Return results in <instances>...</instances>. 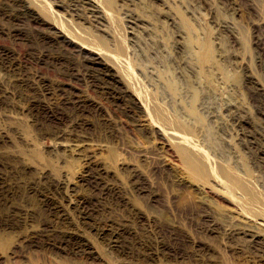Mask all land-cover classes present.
I'll return each mask as SVG.
<instances>
[{
	"label": "rangeland",
	"instance_id": "obj_1",
	"mask_svg": "<svg viewBox=\"0 0 264 264\" xmlns=\"http://www.w3.org/2000/svg\"><path fill=\"white\" fill-rule=\"evenodd\" d=\"M87 1L0 0V264H264V0Z\"/></svg>",
	"mask_w": 264,
	"mask_h": 264
},
{
	"label": "bare ground",
	"instance_id": "obj_2",
	"mask_svg": "<svg viewBox=\"0 0 264 264\" xmlns=\"http://www.w3.org/2000/svg\"><path fill=\"white\" fill-rule=\"evenodd\" d=\"M33 1V0H32ZM70 1V0H69ZM77 1V0H76ZM81 1V0H80ZM75 2V1H74ZM26 3V2H25ZM77 3H79V1L77 2ZM82 3V2H81ZM85 4L87 3V4H89V5H91L92 7H96V9H98L97 8V3H95L94 2V0H88L87 2H84ZM83 4V3H82ZM21 5V4H20ZM79 6H80V4H78ZM71 6H72V4H71ZM75 6H76V3H75ZM74 6V7H75ZM82 6H84V5H82ZM81 6V7H82ZM86 6V5H85ZM15 7V6H14ZM65 7V6H64ZM77 8H78V6H77ZM84 8V7H83ZM89 8V7H88ZM93 8V9H94ZM100 8V7H99ZM30 9V5L29 4H24V5H21V8H20V10H19V12L20 13H22L23 15L28 11ZM72 9V8H71ZM85 9V8H84ZM87 9V8H86ZM90 10H92L91 8H89ZM31 10V9H30ZM67 10V9H66ZM79 10L81 11V9L79 8ZM88 10V9H87ZM89 10V11H90ZM95 10V9H94ZM99 10V9H98ZM34 11V10H33ZM75 11H76V9H75ZM96 11V10H95ZM29 12V11H28ZM94 12V11H93ZM96 12H98V11H96ZM77 13V12H76ZM80 13V12H79ZM78 13V14H79ZM74 14V13H73ZM76 15V14H75ZM81 15V14H80ZM94 15V14H93ZM99 15H100V13H99ZM101 15H102V12H101ZM22 16V15H21ZM34 16V15H33ZM81 16H83V15H81ZM96 16H98V15H96ZM103 16V15H102ZM102 16H100V17H102ZM131 16V15H130ZM89 17V16H88ZM94 17H95V15H94ZM100 17H98V18H100ZM80 19H81V17H79ZM84 18V17H83ZM104 18V17H103ZM34 19V18H33ZM89 19V18H88ZM28 20V19H27ZM99 20V19H98ZM97 20V21H98ZM104 20V19H103ZM128 20H129V18H128ZM30 21V20H29ZM93 21V20H92ZM127 21V20H126ZM135 21V20H134ZM95 22H96V19H95ZM100 22V21H99ZM134 23V22H133ZM67 26H69V25H67ZM72 26V25H71ZM75 26V25H74ZM73 26V27H74ZM92 26V25H91ZM103 26V25H102ZM132 26V25H131ZM56 27V26H55ZM70 27V26H69ZM97 27V26H96ZM56 29H57V32L58 33H60V35H58V36H61L62 35V37H65V38H69V36H67V34H66V32L65 31H63V29H61V28H59V27H56ZM70 29V28H69ZM64 30H66V28L64 27ZM71 30H73V29H71ZM99 30V29H98ZM69 31V30H68ZM75 31V30H74ZM73 31V32H74ZM103 31V30H102ZM76 32V31H75ZM74 32V33H75ZM69 33H71V32H68V34ZM77 33V32H76ZM75 33V35H76V37L78 36L77 34ZM78 33H80V32H78ZM73 34V33H72ZM71 34V35H72ZM83 33H81V35H82ZM80 35V34H79ZM83 36H85V35H83ZM79 37V36H78ZM77 37V38H78ZM82 37V36H81ZM74 38V37H73ZM71 39V38H70ZM81 39V38H80ZM53 41V40H52ZM46 42V41H45ZM89 42H91V41H89ZM200 42V41H199ZM47 43V42H46ZM61 44V43H60ZM59 45V44H58ZM63 45V44H62ZM82 45V44H81ZM80 45V46H81ZM51 46V45H50ZM84 46V45H83ZM83 46H81V48H85V46L83 47ZM210 45H208V44H205L204 45V49H203V51L201 52L202 54H201V57H200V59H203V60H208L209 58H211V50H210V47H209ZM79 47V46H78ZM200 47V46H199ZM61 50V49H60ZM199 51H200V49H199ZM84 53V52H83ZM93 56H92V58H91V60L93 61L92 63H95V64H100V63H102L101 62V58L99 57V55L97 54V53H95L94 51H93ZM61 54H63V53H61ZM80 54V53H79ZM83 61H84V59H83ZM82 62V61H81ZM91 67V66H90ZM83 68V67H82ZM92 70V69H91ZM100 71V70H99ZM115 74V73H114ZM94 75V74H93ZM98 77V76H97ZM100 78V77H99ZM96 79V78H95ZM102 79V78H101ZM97 80V79H96ZM103 80V79H102ZM109 82V81H108ZM104 84V83H103ZM100 87V86H99ZM109 88V87H108ZM118 91H119V89H118ZM261 95V94H260ZM125 96V95H124ZM252 97V96H251ZM261 97V96H260ZM264 97V96H263ZM253 99V98H252ZM264 100V99H263ZM262 100V101H263ZM153 111V110H152ZM238 113V112H237ZM155 114V113H154ZM232 114H234V113H232ZM153 115V114H152ZM156 115V114H155ZM160 115V114H159ZM238 115V114H237ZM161 116V115H160ZM241 116H243V115H241ZM157 117V116H156ZM164 117V116H163ZM242 118V117H241ZM157 119V118H156ZM234 119V118H233ZM236 119V118H235ZM156 121H158V120H156ZM164 121V120H163ZM166 122V121H165ZM159 124H161V123H159ZM177 124V123H176ZM175 128H177V127H175ZM179 128V127H178ZM174 129V128H173ZM161 133V132H160ZM248 140V139H247ZM246 140V141H247ZM258 141V140H257ZM247 143V142H246ZM250 143V142H249ZM261 143V142H260ZM251 146V145H250ZM256 146V145H255ZM262 150V149H261ZM263 151V150H262ZM197 152V151H196ZM196 156V155H195ZM189 158L191 159V157L189 156ZM189 159V160H190ZM191 160H193V159H191ZM191 162V161H190ZM193 166H196V162L194 161V162H192L191 163ZM195 169H197V168H195ZM242 187V186H241ZM245 189V188H244ZM256 235V234H255ZM257 242V241H256ZM256 245V244H255Z\"/></svg>",
	"mask_w": 264,
	"mask_h": 264
}]
</instances>
